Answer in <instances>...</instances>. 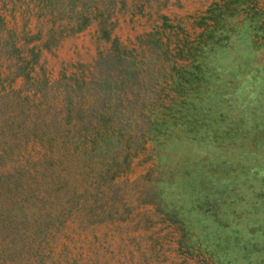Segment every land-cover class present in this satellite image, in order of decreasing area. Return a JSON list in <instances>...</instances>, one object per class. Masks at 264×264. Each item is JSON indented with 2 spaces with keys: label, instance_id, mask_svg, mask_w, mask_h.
I'll list each match as a JSON object with an SVG mask.
<instances>
[{
  "label": "rangeland",
  "instance_id": "374dc122",
  "mask_svg": "<svg viewBox=\"0 0 264 264\" xmlns=\"http://www.w3.org/2000/svg\"><path fill=\"white\" fill-rule=\"evenodd\" d=\"M139 6L124 0L104 23L107 39L93 21L56 31L39 55L36 68L51 81L84 83L75 92L87 114L120 116L134 132L163 118L164 132L144 134V147L128 152L127 169L110 181L124 213L66 229L59 243L76 256L66 264H264V0ZM210 9L221 14L197 56L202 91L185 106L181 96L165 101L159 81L172 58L137 37L155 24L175 41L192 39L212 28ZM29 17L32 32L40 21L47 28Z\"/></svg>",
  "mask_w": 264,
  "mask_h": 264
},
{
  "label": "trees",
  "instance_id": "16d2710c",
  "mask_svg": "<svg viewBox=\"0 0 264 264\" xmlns=\"http://www.w3.org/2000/svg\"><path fill=\"white\" fill-rule=\"evenodd\" d=\"M134 1L140 2V10L150 0ZM123 4L124 0H0V264L75 262L67 244L59 243L69 236L66 229L76 224L88 228L95 218L102 223L113 211L117 216L124 213V201L110 181L127 169L128 152L144 147V134L163 131L162 116L154 130L149 121L134 132L120 116L87 114L75 92L84 83L76 79L70 86V77L53 82L42 67L36 68L41 50L56 31L79 30L97 21L101 37L109 38L111 26L104 23ZM31 11L48 24L45 30L40 21L31 31ZM209 11L212 28L202 17L198 22L209 28L192 39L175 41L155 24L137 37L157 48L167 63L172 58L159 81L165 101L177 95L185 106L188 96L192 101L202 91L197 56L200 44L214 35L221 14ZM17 77L23 81L14 86Z\"/></svg>",
  "mask_w": 264,
  "mask_h": 264
}]
</instances>
